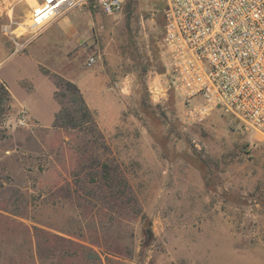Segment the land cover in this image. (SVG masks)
Listing matches in <instances>:
<instances>
[{
	"label": "rangeland",
	"instance_id": "obj_1",
	"mask_svg": "<svg viewBox=\"0 0 264 264\" xmlns=\"http://www.w3.org/2000/svg\"><path fill=\"white\" fill-rule=\"evenodd\" d=\"M122 2L105 14L91 0L100 44L44 52L40 70L0 30V264H264V139L218 110L194 122L171 89L165 0ZM87 75L97 129L53 126L78 106L55 80Z\"/></svg>",
	"mask_w": 264,
	"mask_h": 264
},
{
	"label": "built area",
	"instance_id": "obj_2",
	"mask_svg": "<svg viewBox=\"0 0 264 264\" xmlns=\"http://www.w3.org/2000/svg\"><path fill=\"white\" fill-rule=\"evenodd\" d=\"M22 1L0 0V30L16 52L54 18L91 2L39 0L23 23L15 16ZM94 1L105 14L122 9V0ZM163 18L161 44L171 89L188 116L202 123L216 110L229 113L264 139V0H165ZM18 28L23 32L17 34ZM94 61L90 56L87 63Z\"/></svg>",
	"mask_w": 264,
	"mask_h": 264
},
{
	"label": "crops",
	"instance_id": "obj_3",
	"mask_svg": "<svg viewBox=\"0 0 264 264\" xmlns=\"http://www.w3.org/2000/svg\"><path fill=\"white\" fill-rule=\"evenodd\" d=\"M86 8L87 6H77L54 18L45 28V30L27 45V47L25 48L26 51L21 54H23L25 58L33 61L40 70V64L42 63L43 59L42 54H44V52L49 54L51 52L53 55V52L58 53L60 51H74L78 47L95 48V46L100 44V37L102 36V30L96 32L94 26L96 23L95 20L98 21L100 17H98V15H95L94 17L91 11ZM99 24L100 22L98 23V25ZM11 45L12 44H7V42L2 39L0 35V64L4 59L8 58L7 56L9 50L11 49ZM0 81H2L8 89L7 83L2 76H0ZM99 81H101L100 78H97L93 75H87L83 81L75 80L74 83H76L78 87L82 89L86 99L94 100V98H104L103 92L97 89V84L99 83ZM21 82H19L18 79L19 85L26 86V84L24 85L23 81ZM82 82L83 85H80ZM10 95V101L12 104L13 97L11 92ZM88 105L90 108L97 110L98 114L100 113L99 105H92L91 103H89ZM115 118L116 114L114 115L112 121H102V129L106 132L109 131Z\"/></svg>",
	"mask_w": 264,
	"mask_h": 264
},
{
	"label": "trees",
	"instance_id": "obj_4",
	"mask_svg": "<svg viewBox=\"0 0 264 264\" xmlns=\"http://www.w3.org/2000/svg\"><path fill=\"white\" fill-rule=\"evenodd\" d=\"M54 85L57 90H62L64 96L69 95L73 102L78 103V106L73 107V109L61 107L54 115L53 126L74 128L76 125H80L81 119H86L85 123H90L93 129L96 130L97 124L94 119V112L87 106L79 87L73 81L64 77L57 78ZM57 90L54 94L55 98L57 96ZM57 101L61 105V100ZM50 236L53 238H60L59 235L54 233H51Z\"/></svg>",
	"mask_w": 264,
	"mask_h": 264
},
{
	"label": "bare ground",
	"instance_id": "obj_5",
	"mask_svg": "<svg viewBox=\"0 0 264 264\" xmlns=\"http://www.w3.org/2000/svg\"><path fill=\"white\" fill-rule=\"evenodd\" d=\"M31 2H35L34 0H30ZM24 29V28H23ZM23 29H21V28H18V29H16L15 31H17L18 32V34H20V32H23Z\"/></svg>",
	"mask_w": 264,
	"mask_h": 264
},
{
	"label": "water",
	"instance_id": "obj_6",
	"mask_svg": "<svg viewBox=\"0 0 264 264\" xmlns=\"http://www.w3.org/2000/svg\"><path fill=\"white\" fill-rule=\"evenodd\" d=\"M103 28H104V24H103V22H100L99 29H103Z\"/></svg>",
	"mask_w": 264,
	"mask_h": 264
}]
</instances>
